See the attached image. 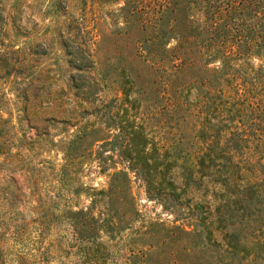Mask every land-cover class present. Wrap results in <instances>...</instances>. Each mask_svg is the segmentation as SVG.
<instances>
[{"label": "trees", "instance_id": "trees-1", "mask_svg": "<svg viewBox=\"0 0 264 264\" xmlns=\"http://www.w3.org/2000/svg\"><path fill=\"white\" fill-rule=\"evenodd\" d=\"M115 14L110 29L132 49L129 72L115 70L118 142L110 149L149 198L188 224L123 234L129 224L108 211L104 224H72L82 253L108 257L102 230L123 239L126 264H264V0H123ZM97 79L89 75L82 90L73 84L76 93L93 95Z\"/></svg>", "mask_w": 264, "mask_h": 264}, {"label": "rangeland", "instance_id": "rangeland-1", "mask_svg": "<svg viewBox=\"0 0 264 264\" xmlns=\"http://www.w3.org/2000/svg\"><path fill=\"white\" fill-rule=\"evenodd\" d=\"M122 2L0 0V264H126L122 238L101 230L104 261L90 260L74 238L72 224H104L108 211L116 210V224H129L123 234L142 224L187 227V218L147 196L110 149L118 142L115 70L129 72L132 49L110 29ZM74 49L84 64L79 73ZM89 75L98 78L96 93L78 95L73 84L82 90ZM117 170L127 174H111ZM127 176L129 189L104 190Z\"/></svg>", "mask_w": 264, "mask_h": 264}]
</instances>
